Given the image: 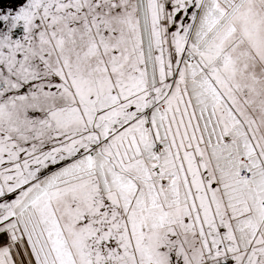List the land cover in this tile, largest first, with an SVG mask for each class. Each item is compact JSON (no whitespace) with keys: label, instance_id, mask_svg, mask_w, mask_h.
Wrapping results in <instances>:
<instances>
[{"label":"snow or ice","instance_id":"obj_1","mask_svg":"<svg viewBox=\"0 0 264 264\" xmlns=\"http://www.w3.org/2000/svg\"><path fill=\"white\" fill-rule=\"evenodd\" d=\"M0 264H264V0H0Z\"/></svg>","mask_w":264,"mask_h":264}]
</instances>
